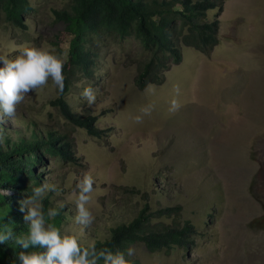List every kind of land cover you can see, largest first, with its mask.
Masks as SVG:
<instances>
[{
    "label": "rangeland",
    "instance_id": "374dc122",
    "mask_svg": "<svg viewBox=\"0 0 264 264\" xmlns=\"http://www.w3.org/2000/svg\"><path fill=\"white\" fill-rule=\"evenodd\" d=\"M29 3L34 11L25 17L26 28L0 20V54L13 58L18 46L32 42L55 48L65 64L70 37L54 11L68 8L70 0ZM215 17L217 10L207 11V19ZM218 18L219 44L210 53L181 47L180 62L164 73L163 82L141 90L134 82V45L105 40L96 45L91 75L75 71L65 99L75 113L97 117L102 139L68 124L50 105L59 95L51 80L29 93L13 118H5L13 130L28 132L32 121L38 130L59 132L72 142L77 163L45 156L47 165L38 169L60 189L53 199L65 207L62 232L79 234L72 193L90 171L95 220L81 243L106 241L114 228L148 207L152 228L189 221L196 230L193 245L150 253L137 242L130 246L132 260L264 264V0H225ZM148 84L156 86L154 93L145 91ZM176 85L182 106L170 113ZM86 86L96 90L94 105L81 95ZM148 104L155 105L151 115L135 123L132 117ZM179 207L171 217L156 215Z\"/></svg>",
    "mask_w": 264,
    "mask_h": 264
},
{
    "label": "trees",
    "instance_id": "16d2710c",
    "mask_svg": "<svg viewBox=\"0 0 264 264\" xmlns=\"http://www.w3.org/2000/svg\"><path fill=\"white\" fill-rule=\"evenodd\" d=\"M224 3L225 0H70L68 8L54 11L55 20L66 24L70 42L65 54L64 92L58 91V97L51 100L50 105L68 124L93 138L102 139L104 132L96 126L97 117L75 113L65 99L75 71L91 75L90 69L97 56L96 45L102 40L131 42L135 47L137 88L144 89L147 83L161 84L164 73L180 62L181 47L210 53L219 44L218 16L224 10ZM210 10H217L213 20L206 18ZM33 11L29 0H0V20L14 26L26 28L25 17ZM29 125L27 132L13 130L5 123L2 126L4 140L0 143V189L10 192V195L0 196V231L5 226L11 227L17 236L28 233L29 226L23 219L27 209L21 212L20 202L32 195L33 188L45 182L44 175L38 172L47 165L45 156L57 158L63 164L78 162L67 135L38 130L32 121ZM53 194L48 192L42 201L46 222L62 229L67 217L65 207L55 205ZM49 208L59 213L50 221L46 215ZM182 209L166 208L156 215L171 217ZM147 210L148 207L129 223L114 228L109 239L96 242L97 248L126 252L131 245L142 242L150 253H170L176 248L193 245L196 230L189 221L152 228L154 213L148 215ZM22 250L11 239L0 244V264H19L17 254ZM126 258L130 264H141Z\"/></svg>",
    "mask_w": 264,
    "mask_h": 264
},
{
    "label": "clouds",
    "instance_id": "9594fccd",
    "mask_svg": "<svg viewBox=\"0 0 264 264\" xmlns=\"http://www.w3.org/2000/svg\"><path fill=\"white\" fill-rule=\"evenodd\" d=\"M17 51L18 54L13 58L0 54V63L3 65L0 66V143L4 140L2 126L6 123L5 118L16 115L17 106L24 102L29 93L44 88L49 80L61 94L65 88L64 62L56 54L55 48L25 42L18 46ZM155 89V85L148 84L145 91L154 93ZM173 91L175 95L170 100V113L179 111L182 106L178 99L180 87L174 86ZM81 95L89 106L96 103V90L91 86L84 87ZM154 108V104L142 106L140 114L132 119L135 123H142L143 117L150 116ZM94 184L92 173L84 172L76 184L78 191L72 193L76 208L74 221L81 226L78 235L62 232L55 224L46 222L42 201L48 192L59 195L60 189L55 184L44 182L33 188L32 195L20 202V211L25 212L27 209L23 219L29 226L28 233L17 236L11 227L5 226L0 231V244L11 239L23 249L17 254L19 264H100V261L103 264H130L126 257L135 254V249L131 247L124 252L106 247L98 249L95 241L81 243L80 236L95 220L91 211ZM6 195H10V192L0 189V196ZM58 214L57 209L49 208L46 215L50 221Z\"/></svg>",
    "mask_w": 264,
    "mask_h": 264
}]
</instances>
